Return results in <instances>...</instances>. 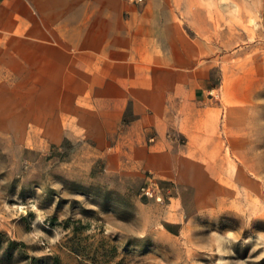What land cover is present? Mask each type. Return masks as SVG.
Here are the masks:
<instances>
[{
  "label": "rangeland",
  "instance_id": "obj_1",
  "mask_svg": "<svg viewBox=\"0 0 264 264\" xmlns=\"http://www.w3.org/2000/svg\"><path fill=\"white\" fill-rule=\"evenodd\" d=\"M134 4L176 68L133 76L186 80L159 116L154 83L65 100L22 52L45 22L0 0V264H264V0Z\"/></svg>",
  "mask_w": 264,
  "mask_h": 264
},
{
  "label": "crops",
  "instance_id": "obj_2",
  "mask_svg": "<svg viewBox=\"0 0 264 264\" xmlns=\"http://www.w3.org/2000/svg\"><path fill=\"white\" fill-rule=\"evenodd\" d=\"M5 1L34 6L37 17L45 22L43 29H30L27 34L42 38L43 42L28 39L29 45H24L27 48L22 52L29 54V62H35L33 67L44 76V83L53 85V90L65 95V100L100 93L113 98L117 94L125 97L131 95L132 85L154 83L156 87L149 95L158 103L153 116H159L168 90L176 93L185 84V78L176 76L169 80L133 76V70L139 68L164 70V65L170 70L176 68L173 56L164 55L174 53L175 44L170 43V49H165L158 31L145 24V5L127 0H2V3ZM10 17L12 22H17L20 14L13 12ZM19 43L18 38V44L14 45L17 52H20ZM146 53L151 57L143 60ZM134 90L138 95L136 103L143 99L140 94L144 91L138 87ZM191 96L204 99L205 89L194 87ZM120 118L121 111L106 116L97 113L89 131H95L99 140H103L101 134L111 130ZM152 119L142 117L144 122Z\"/></svg>",
  "mask_w": 264,
  "mask_h": 264
},
{
  "label": "built area",
  "instance_id": "obj_3",
  "mask_svg": "<svg viewBox=\"0 0 264 264\" xmlns=\"http://www.w3.org/2000/svg\"><path fill=\"white\" fill-rule=\"evenodd\" d=\"M129 2H140L141 0H128Z\"/></svg>",
  "mask_w": 264,
  "mask_h": 264
}]
</instances>
